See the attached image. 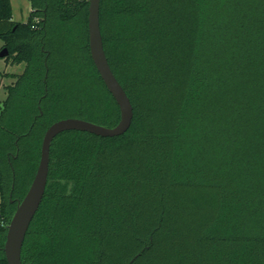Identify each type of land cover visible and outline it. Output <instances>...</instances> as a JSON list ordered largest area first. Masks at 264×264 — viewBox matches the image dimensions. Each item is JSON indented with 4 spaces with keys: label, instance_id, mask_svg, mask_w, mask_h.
Wrapping results in <instances>:
<instances>
[{
    "label": "trees",
    "instance_id": "trees-1",
    "mask_svg": "<svg viewBox=\"0 0 264 264\" xmlns=\"http://www.w3.org/2000/svg\"><path fill=\"white\" fill-rule=\"evenodd\" d=\"M28 2L16 22L0 0L4 61L24 65L0 106V264L47 128L120 118L88 0ZM99 25L132 122L53 139L21 264H264V0H100Z\"/></svg>",
    "mask_w": 264,
    "mask_h": 264
},
{
    "label": "water",
    "instance_id": "water-1",
    "mask_svg": "<svg viewBox=\"0 0 264 264\" xmlns=\"http://www.w3.org/2000/svg\"><path fill=\"white\" fill-rule=\"evenodd\" d=\"M99 4L100 0H88V46L92 62L106 89L118 106L119 121L113 127H105L82 119L66 118L52 123L47 128L42 138L40 159L34 178L22 200L17 203L7 226L3 246L7 264H21L22 244L44 195L48 176L49 150L53 139L66 131L88 132L103 138L117 137L124 134L131 125L133 118L131 102L112 73L103 49L99 25ZM7 56L8 50L1 48L0 59H4Z\"/></svg>",
    "mask_w": 264,
    "mask_h": 264
},
{
    "label": "crops",
    "instance_id": "crops-1",
    "mask_svg": "<svg viewBox=\"0 0 264 264\" xmlns=\"http://www.w3.org/2000/svg\"><path fill=\"white\" fill-rule=\"evenodd\" d=\"M10 1V5H11V10H12V0ZM30 11V9H29ZM12 20L13 19V11H12ZM2 45V42L0 41V46ZM23 64H19V65H12V64H8L5 63L4 59H0V87H1V101H3L6 98V91L4 89L5 86L12 84L15 79L13 77V75H17L20 74L23 71L22 66Z\"/></svg>",
    "mask_w": 264,
    "mask_h": 264
},
{
    "label": "rangeland",
    "instance_id": "rangeland-1",
    "mask_svg": "<svg viewBox=\"0 0 264 264\" xmlns=\"http://www.w3.org/2000/svg\"><path fill=\"white\" fill-rule=\"evenodd\" d=\"M29 9L31 10L28 0H12L13 19L16 22H25L28 18ZM23 68V65H21ZM1 89V87H0ZM1 95V90H0ZM1 99V96H0ZM2 101L0 100V106Z\"/></svg>",
    "mask_w": 264,
    "mask_h": 264
}]
</instances>
